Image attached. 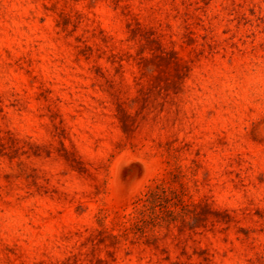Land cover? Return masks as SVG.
<instances>
[{
    "label": "rangeland",
    "instance_id": "rangeland-1",
    "mask_svg": "<svg viewBox=\"0 0 264 264\" xmlns=\"http://www.w3.org/2000/svg\"><path fill=\"white\" fill-rule=\"evenodd\" d=\"M0 264H264V0H0Z\"/></svg>",
    "mask_w": 264,
    "mask_h": 264
}]
</instances>
